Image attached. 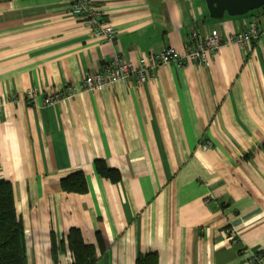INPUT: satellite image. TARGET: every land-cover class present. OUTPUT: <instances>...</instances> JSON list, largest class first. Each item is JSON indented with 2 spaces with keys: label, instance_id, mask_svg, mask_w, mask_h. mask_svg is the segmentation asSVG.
I'll return each instance as SVG.
<instances>
[{
  "label": "crops",
  "instance_id": "0c3cea01",
  "mask_svg": "<svg viewBox=\"0 0 264 264\" xmlns=\"http://www.w3.org/2000/svg\"><path fill=\"white\" fill-rule=\"evenodd\" d=\"M74 1L0 0V178L13 183L29 264H71L72 227L95 245L96 264L149 252L158 264H264V36L224 44L208 66L81 88L117 55L184 51L194 29L226 35L264 9L217 19L206 0H93L118 30L107 43ZM67 85L74 95L44 104ZM33 86L44 94L29 99ZM97 159L120 179L102 176ZM76 171L84 193L62 186Z\"/></svg>",
  "mask_w": 264,
  "mask_h": 264
},
{
  "label": "built area",
  "instance_id": "2783aa9c",
  "mask_svg": "<svg viewBox=\"0 0 264 264\" xmlns=\"http://www.w3.org/2000/svg\"><path fill=\"white\" fill-rule=\"evenodd\" d=\"M71 10L91 30L95 37L107 43H113L117 40L118 30L93 0H75ZM263 36L264 12L261 17L251 18L243 29L226 35L221 34L216 28L210 29L208 32L194 29L187 40L184 51L169 46L157 53L144 55L138 61H132L125 59L122 55H117L111 61L106 62L98 71L86 73L81 88L85 91L102 90L131 76H135L138 81H144L152 76L159 66L170 63H174L178 67H185L191 62L208 66L211 58L224 44L237 43L244 49ZM75 92V87L67 85L63 92L55 90L45 93L43 102L45 105H53L65 97H71ZM40 94H44V91H41L37 86H33L29 88L27 97L35 99ZM1 101L4 102L3 99H0ZM202 147L208 148L209 145L204 144ZM260 257L261 255L256 256L258 259Z\"/></svg>",
  "mask_w": 264,
  "mask_h": 264
},
{
  "label": "trees",
  "instance_id": "16d2710c",
  "mask_svg": "<svg viewBox=\"0 0 264 264\" xmlns=\"http://www.w3.org/2000/svg\"><path fill=\"white\" fill-rule=\"evenodd\" d=\"M96 168L104 177L114 181L120 179V172L109 167L103 159L96 160ZM62 186L67 191L84 193L88 189L87 178L84 172L76 171L62 178ZM66 240L73 254L71 264L97 263V249L95 245L85 242L80 228L72 227ZM59 246L64 248V240ZM0 264H29L26 230L17 211L14 186L4 178H0ZM136 264H158L157 254L149 252L140 255Z\"/></svg>",
  "mask_w": 264,
  "mask_h": 264
},
{
  "label": "water",
  "instance_id": "95a60500",
  "mask_svg": "<svg viewBox=\"0 0 264 264\" xmlns=\"http://www.w3.org/2000/svg\"><path fill=\"white\" fill-rule=\"evenodd\" d=\"M211 17L221 19L228 13L231 16L244 15L264 7V0H206Z\"/></svg>",
  "mask_w": 264,
  "mask_h": 264
},
{
  "label": "rangeland",
  "instance_id": "374dc122",
  "mask_svg": "<svg viewBox=\"0 0 264 264\" xmlns=\"http://www.w3.org/2000/svg\"><path fill=\"white\" fill-rule=\"evenodd\" d=\"M254 11H258V9L252 10L248 14L253 13Z\"/></svg>",
  "mask_w": 264,
  "mask_h": 264
}]
</instances>
